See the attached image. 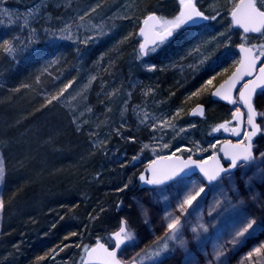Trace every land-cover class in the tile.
<instances>
[{"label": "rangeland", "instance_id": "obj_1", "mask_svg": "<svg viewBox=\"0 0 264 264\" xmlns=\"http://www.w3.org/2000/svg\"><path fill=\"white\" fill-rule=\"evenodd\" d=\"M149 3L157 16L166 19H172L179 12V0H152ZM97 4L100 7L95 12H89ZM196 4L206 15H216L217 11L220 15L216 20L182 29L156 54L141 60L136 59L141 40L138 38L135 41L134 34L144 17L150 14V11H145L148 7L145 0H0V8L7 9L10 13V16L0 14V41L14 39L18 47L27 46L26 51L18 52L15 57L4 54L15 65L27 60L37 62L36 70L40 80L49 87L44 89L45 100L57 95L72 81L63 96L53 101L60 107L54 113L70 117L74 133L80 135L88 149L91 147L109 152V166L113 162H120L122 157L119 155L120 158L112 159L119 146L123 150L138 147L141 151L143 145L147 144L149 148L143 151H148L153 158L171 155L176 149H180L176 155L202 158L212 154L224 140V136L232 135L231 131L223 129L212 132V128L225 121H232V114L240 105L211 100L210 92L223 78L216 83L213 81L208 92L199 96H192V93L211 77H218L221 74L218 71H221L219 69L224 66V62L229 61L235 65L238 59L235 46L245 41L242 40L244 34L231 27L229 13L233 7L232 0H196ZM38 5L39 12L29 18L25 26L24 14ZM85 12H89V15L81 21L79 17ZM65 25L70 26L71 38L59 39L49 35L53 30L59 33ZM220 33L224 35L221 36ZM125 37L128 39L125 40ZM225 42L228 43L227 47H224ZM261 42L264 41L255 34H249L246 41L248 45ZM197 46L200 47V52L189 55V51ZM53 60L57 62L50 63ZM200 60L204 62L201 64ZM149 64L156 65L154 71L147 70L146 66ZM197 103L204 105L205 113L202 117H190L189 111ZM255 104L258 112H264V92L259 93ZM164 120H169L175 127L153 131L152 125H159ZM258 123L264 125V117L258 116ZM231 127H235V121ZM64 134L62 131L60 136ZM114 134L117 136L118 145L112 143ZM131 137L135 138L134 141L129 139ZM76 143L65 141L62 148L53 147L51 151L60 153L62 159L68 151L67 147L78 149L79 145ZM164 144H169V147L163 148ZM197 145L207 151H198ZM211 145H215V148ZM82 151L84 150H80V153ZM262 152L264 130L255 142L253 161L225 174L222 180L214 182L213 185L206 186L198 204L184 218L182 238L187 241L186 249L177 246L174 251L165 253L159 258L162 264H208L214 248L225 244L229 239L235 216L244 215V219L254 215L258 221L264 220V209L260 207L264 203V159L260 157ZM33 154L36 155L35 152ZM34 155L29 157L30 161L35 158ZM76 155L78 152L72 157L78 159ZM0 159L3 160L1 152ZM43 161L40 156L37 161L39 173L47 176L48 167H45ZM122 162L117 164L119 167L116 166V169L124 171ZM74 167L72 168L75 170ZM113 168L115 169L110 167L107 170L108 178L110 173L112 177L126 176L124 172L114 171ZM245 181L248 183L245 184ZM200 182L201 178L194 175L192 179H180V182L174 181L134 192L121 204L119 215L122 219H127L135 229L137 247L122 249L119 256L127 259L156 236H161L164 232L162 217L166 209H175L177 193H182ZM133 184L136 185L137 182L131 181L130 185ZM1 187L2 182L0 196ZM217 199L221 200V204L212 211ZM137 200L142 201L148 208L150 223L144 222ZM32 208L36 211L40 205H33ZM1 213L2 211L0 224ZM198 223H203L208 230H199L197 236L191 228ZM118 226L116 224L112 230ZM27 233L29 231L21 232L22 239L13 243L16 261L13 259L9 264H80L83 256V250L79 249L80 244H76L71 250L55 245L49 253L55 250L58 253L55 259L38 261L32 258L35 251L34 246L27 244ZM84 238L87 236H82L81 240ZM261 241H264V231L257 228L244 245L237 248L228 246L230 250L221 258L223 264H240L243 256ZM8 245L9 242L1 240L0 225V251L2 246Z\"/></svg>", "mask_w": 264, "mask_h": 264}, {"label": "trees", "instance_id": "obj_2", "mask_svg": "<svg viewBox=\"0 0 264 264\" xmlns=\"http://www.w3.org/2000/svg\"><path fill=\"white\" fill-rule=\"evenodd\" d=\"M145 1L148 5L145 11L154 13L149 3L152 0ZM134 40H138L136 32ZM8 63L6 55L0 50V152L6 167L0 196L4 200L0 225L2 242H9L7 247L1 248L0 264H9V261L15 260L13 243L21 240L20 234L25 231H29L27 244L34 246V259L49 254L55 245L71 250L80 244L79 249L83 253V246H89L98 239L111 245L110 235L116 224H119L121 212L120 209L115 212L117 203L121 197L125 198L137 191L136 185L132 187L130 182L136 179L140 166L152 159V155L148 151H139L138 147L123 150L119 146L112 159L119 156L122 158L120 162H113V166H109V152L91 147L88 149L78 134H75L77 138L66 139L68 136L63 129L67 123L66 118L54 113L60 109L59 105L44 103V89L49 87L40 80L36 70L37 62L27 60L16 64L13 69ZM223 65L214 83L224 78L234 66L229 61ZM42 115L47 119L44 120ZM36 118L43 120L39 123L41 126L51 127V136L58 135L54 146L47 148L42 145L44 138L33 129L37 123ZM62 129L65 132L62 137H66V140L60 139ZM65 141L77 142L79 147L74 150L67 147V155L61 159L51 148H62ZM117 141L114 134L112 143L117 144ZM36 150H40L41 154ZM80 150L84 151L80 153ZM77 152L78 159L73 158ZM32 155L35 158L30 161ZM40 156L43 157L45 167H48L47 172L45 168L47 176L39 173L37 161ZM133 156H138V159L133 161ZM121 162L124 171L116 169ZM103 165L105 167L100 168ZM110 167H115L114 171L124 172L126 176L112 177L110 173L108 178L107 170ZM125 184L129 185L128 188L119 191ZM38 204L40 208L35 211L32 206ZM72 233L77 235L73 236ZM82 236L87 238L81 240Z\"/></svg>", "mask_w": 264, "mask_h": 264}, {"label": "snow or ice", "instance_id": "obj_3", "mask_svg": "<svg viewBox=\"0 0 264 264\" xmlns=\"http://www.w3.org/2000/svg\"><path fill=\"white\" fill-rule=\"evenodd\" d=\"M233 7L230 10L229 15L233 26H237L243 30L244 36L239 47L241 58L238 61L239 67L236 71L222 83L219 88L211 93L214 97L226 100L229 104H239L243 106L246 111H241L240 107H237L232 114V121H225L224 123L213 127L212 132H217L223 129L224 131H231L232 135L243 136V139L236 144L228 143L227 146L221 147L220 152L224 153V157L230 161L227 167H224L220 163L218 156L213 153L212 156L208 157V160L212 161L209 165L207 161H197L192 159L189 155L187 159H182L176 155V152L180 149H176L171 156L159 157L158 160L152 161V164L146 169L151 175L147 176L141 173L139 180L141 183L150 186H161L165 185L170 181L180 182V178L186 175L188 170L198 169L202 174L203 180L198 184H194L193 187L187 188L184 192L177 193V203L173 211L165 210L161 220L164 232L161 236H156L149 244H146L140 251L135 252L134 255L127 259H122L118 253L122 249L129 247H137V233L127 219H121L120 225L117 231L113 232L110 236L114 246L111 248L104 243H101L99 239L96 242L95 247L83 246L84 252L87 254L88 261L98 260L99 264H162L159 260L165 253L174 251L175 247L186 249L187 241L182 238L184 230V218L190 214V209H193L198 204L202 194L206 191L207 185H213L214 182L220 181L224 178L225 174L232 173L233 169L246 166L248 163L255 159L253 154L254 143L253 138L264 130V125L257 123V117H264V112H258L255 106V96L258 89H264V42L260 44L248 45L246 43L248 34H258L262 41H264V0H232ZM100 7L99 4L96 7L89 10V12H95ZM40 10V6H36L28 10L24 14V25L27 26L29 18L35 16ZM89 12H85L83 16H80L81 21L84 20L85 16L89 15ZM0 14L10 16L7 9L0 8ZM220 15L217 11L216 15L209 16L201 11L196 4V0H179V12L172 19H166L161 16H157L154 13L148 14L144 21L143 26L140 28L137 35L142 37L141 42L136 53V59L141 60L149 55L156 54L162 49L172 38H174L182 29L189 28V26H196L201 21L216 20ZM35 30H33L34 32ZM49 32L48 29H45ZM101 34H103L101 32ZM49 35L53 38L66 39L71 38V30L69 25H65L63 29L56 31H50ZM131 35V34H130ZM221 36L224 33H220ZM89 39H92L91 37ZM128 37H125L127 40ZM215 39V37L213 38ZM85 43L87 41H84ZM23 43V42H21ZM32 43V40H29ZM228 43L225 42L224 47H227ZM27 46L18 47L14 42V39H3L0 41V50L4 53L15 57L18 52L26 51ZM199 53L200 47L197 46L189 51V55L193 53ZM56 60L50 63H56ZM200 60L199 63H203ZM259 62V64H258ZM148 71H154L156 68L155 64H149L146 66ZM189 67L195 68L196 65H189ZM258 69V73H257ZM46 70V69H45ZM245 77L251 79L245 80ZM39 79V77L37 78ZM92 79H95L93 77ZM215 76L211 77L205 84L202 85L196 92L192 93V96H199L202 93L208 92L209 86L212 85ZM72 81L64 86L63 89L57 95L51 96L50 99L46 100V104H51L53 101H57L64 92L71 86ZM241 86L238 89V97L233 95V91L237 89V85ZM19 89H17L18 91ZM151 89L148 90L150 92ZM148 94L147 92L145 93ZM191 98V97H190ZM179 113V110L177 114ZM199 114L203 116V108L198 105L197 109L193 111V115ZM235 121L236 126L231 127L230 125ZM143 123V121H142ZM243 125V127H242ZM165 127H175L169 120H164L157 124L152 125L153 131L162 130ZM180 131H186V129H180ZM134 141V137L129 138ZM163 148H168L169 144L162 145ZM215 148V145H211ZM149 148V145H143L141 151ZM190 151L189 149H184ZM198 151H207V149L199 148ZM155 151V149H153ZM260 157L264 159V152L260 153ZM138 156H133L132 160L135 161ZM159 160H167L168 165L166 168L161 169L157 167ZM6 176L5 162L0 159V182H3ZM248 181H245L247 184ZM128 184H125L122 189L123 191L128 188ZM187 187V186H185ZM255 199V197H253ZM242 202V201H241ZM140 207V214L146 224L150 223L148 208L144 206L142 201L137 200ZM221 200L217 199L212 206V211L220 206ZM120 207V205H117ZM261 209H264V203L260 204ZM4 208V200L0 198V211ZM211 215V212L209 213ZM95 219V217H92ZM260 228L264 231V220L258 221L254 215H249L239 221V223L233 227V230L229 234V239L225 244H219L214 248L211 259L208 264H223L221 258L231 248H237L244 245L247 240L252 236V233ZM199 230L207 232V227L203 223H198L191 228V231L197 236ZM71 235H77L72 233ZM67 239V237H66ZM68 245H65L67 247ZM80 247V245H77ZM61 251L63 249H60ZM58 254L53 250L51 254H45V256L37 257L38 261H42L46 258L55 259V255ZM82 264H87L82 258ZM240 264H264V241L253 246L241 259Z\"/></svg>", "mask_w": 264, "mask_h": 264}, {"label": "water", "instance_id": "obj_4", "mask_svg": "<svg viewBox=\"0 0 264 264\" xmlns=\"http://www.w3.org/2000/svg\"><path fill=\"white\" fill-rule=\"evenodd\" d=\"M238 2H239V1H238ZM238 2H237V3H238ZM154 14H155V13H154ZM144 19H145V18H144ZM144 19H143V21H144ZM229 19H230V21H231V16H230V15H229ZM143 21L141 22V24H140V26H139L138 32H139L140 28L143 26ZM202 22H204V21H201L200 23H202ZM231 27H232L233 29L240 30V31L243 33V30H242L241 28L232 25V21H231ZM138 32H137V34H138ZM138 37L142 40V37H140L139 35H138ZM238 45H240V44H238ZM238 45L236 46L235 50H236V52L238 53V55H239V60H240V58H241V53H240V51H239V47H238ZM239 60H238V61H239ZM258 64H259V62H258ZM237 67H239L238 62H237V64L235 65L234 69L231 71V73H230V74H229V75H228V76H227V77H226L221 83H219V84H218V85H217V86L211 91V93L214 92L217 88H219V86H220L222 83H224V81L227 80V79H228V78H229V77H230V76L236 71ZM257 73H258V69H257ZM244 79L247 80V79H251V78H250V77H245ZM240 86H241V85L238 84V85H237V89L233 91V95H234V96L237 95V97H238V89H239ZM258 91H264V89H258L257 92H258ZM210 98H211V100H216V101H220V102H223V103L229 104L226 100L220 99L219 97H214V96H212L211 94H210ZM198 105L202 106V108H203V115H204V113H205V107H204L203 104L198 103V104H195V105L190 109V111H189V116H190V117H202V116L199 115L198 113L195 114V115L192 114L193 111L197 109V106H198ZM242 107H243V106H242ZM244 110H245V109H244ZM245 111H246V110H245ZM257 123H258V122H257ZM235 126H236V125H235ZM242 127H243V125H242ZM235 137H236V140H237V139H240V136H236V135H235ZM255 138H256V137L253 138V143H254ZM229 142H231V144H236V143H238L237 141H229V140H225L224 142L221 143V145L219 146V149H220L221 147H225V146H227ZM214 153H215V154L218 156V158L220 159V163H221L222 166H223V164H222V160H223L224 162H226L227 164L230 163V161L227 160V159L224 157V153H223V152H220V151L218 150V151H215ZM212 155H213V153H212L210 156H212ZM168 156H171V155H168ZM168 156H162V155H161V156H157V157L153 158L150 162H148V163L143 167V169L141 170V172L138 173V175L136 176V182H137V188H138V190H142V189H146V188H154V187H156V186H150V185H146V184L141 183L140 180H139V176H140L141 173H144L145 175L150 176L151 173H150V172H147L146 169L148 168L149 165L152 164V161H154V160H158L159 157H168ZM177 156H180L182 159H187V157H188V156H187V157H183V156H181V155H177ZM210 156H209V157H210ZM192 159L197 160V161H207V163H208L209 165L212 164V161H211V160H208V158H206V159H201V160H200V159H195V158L192 157ZM167 165H168V161H167V160H159L157 167H160L161 169H163V168H166ZM227 166H228V165H227ZM227 166H224V167H227ZM233 170H234V169H233ZM233 170H232V171H233ZM192 175H202V174L199 172L198 169H192V170H188L187 173H186V175H184V176H182V177H190V176H192ZM170 182H171V181H170ZM168 183H169V182H168ZM118 205H119V204H118ZM117 210H118V207H117ZM119 225H120V223H119ZM118 228H119V226H118L113 232L117 231ZM113 232H112V233H113ZM112 233H111V234H112ZM110 236H111V235H110ZM99 241H100L101 243L106 244V245L109 246L110 248H111L112 246H114L113 241H112V244H111V245H108V244L105 243L104 241H101V240H99ZM96 242H97V241H96ZM96 242L93 243V244H91V245H89V246H90V247H95ZM118 255H119V253H118ZM82 258H83V260H84L85 262H87V264H99V261H98V260H95V259L92 260V261H88L87 254H86L85 252L83 253V257H82ZM80 264H82V259H81Z\"/></svg>", "mask_w": 264, "mask_h": 264}, {"label": "bare ground", "instance_id": "obj_5", "mask_svg": "<svg viewBox=\"0 0 264 264\" xmlns=\"http://www.w3.org/2000/svg\"><path fill=\"white\" fill-rule=\"evenodd\" d=\"M3 53H4V52H3ZM8 65H9V67L12 68V69H13V66H16L15 64H12L11 62L8 63ZM9 67H8V68H9ZM10 70H11V69H10ZM217 85H218V84H216V85L214 86V88H215ZM214 88H213V89H214ZM213 89H212V90H213ZM210 94H211V92H210ZM214 101H216V100H214ZM62 116H63V117L66 116L65 118H66V122H67V123L64 124L63 129H64V131L66 132V135H67L68 137L66 138V137H62V136H61L60 139H61V140H66V139H71V138H77V137L75 136V133H74L73 129H72V120L69 119L70 117H69L68 115H65V114H62ZM41 117L44 118V120L47 119L45 115H42ZM33 120H34V119H33ZM35 120L37 121V123L35 124V126H33V129H34V130H37V131L40 133V135L44 138V140L41 142V143H44L43 146H44V147H47V148H50V147L54 146V142L56 143L57 140H58V135L56 134L55 136H51V134H50L51 127H50V126H41V124H39V123L42 122L43 120H40L39 118H36ZM32 124H33V123H32ZM38 125H40V126H38ZM63 129H62V131H63ZM65 138H66V139H65ZM61 140H60V141H61ZM56 153H57V152H56ZM57 154H58V156H60V153H57ZM64 155H67V154L65 153ZM154 158H155V157H154ZM64 159L67 160V157H65ZM152 159H153V158H152ZM152 159H150L148 162H150ZM169 183H170V182H169ZM133 185L135 186V184H133ZM133 185H132V187H134ZM136 188H137V184H136ZM137 190H138V188H137ZM131 195H133V194H132V193H131V194H128L125 198L121 197V198L119 199V201H118L117 204H119L120 207H118V210L121 208V204L125 203V201L128 200L129 197H131ZM118 210H117V208H116L115 212L118 211ZM119 216H120V215H119ZM243 217H244V215H242V216H240V217L235 216V217L233 218V219H234V224H232L231 226H232V227L235 226V223L238 224L239 221H241V220L243 219ZM121 219H122L121 217L118 218V222H119V223H120ZM118 225H119V224H118ZM227 233H229V232H227Z\"/></svg>", "mask_w": 264, "mask_h": 264}, {"label": "flooded vegetation", "instance_id": "obj_6", "mask_svg": "<svg viewBox=\"0 0 264 264\" xmlns=\"http://www.w3.org/2000/svg\"><path fill=\"white\" fill-rule=\"evenodd\" d=\"M235 54H236V56L237 57H239L238 56V53H236V51H235ZM232 70H230L229 71V73L223 78V79H225L229 74H230V72H231ZM262 92H264V91H258L257 92V94H256V96H255V101H256V99H257V97H258V95H259V93H262ZM236 97H237V95H236ZM232 105V104H231ZM255 106H256V104H255ZM240 107H241V109L243 110V111H245L244 109H243V107H242V105H240ZM258 110V109H257ZM257 121H258V117H257ZM260 135V133L256 136V138H255V140H254V145H255V142H256V140H257V138H258V136ZM235 135H227V136H224V140L223 141H225V140H232V141H240V139L242 140L243 139V136L240 138V139H238V140H236V138L234 137ZM222 141V142H223ZM221 142V143H222ZM220 143V144H221ZM220 144H219V146H220ZM219 146H218V148L215 150V151H217L218 149H219ZM253 154H254V149H253ZM208 156H206V157H194L195 159H205V158H207ZM222 164H223V166H227L228 164L226 163V162H224L223 160H222ZM145 165H143L141 168H140V171H139V173L141 172V170L143 169V167H144ZM197 176H199L200 178H201V181L203 180V177H202V175H197ZM194 176H190V177H182V178H180V179H192ZM172 182H174V181H172ZM167 184H169V183H167ZM166 185V184H165ZM162 186V185H161Z\"/></svg>", "mask_w": 264, "mask_h": 264}]
</instances>
